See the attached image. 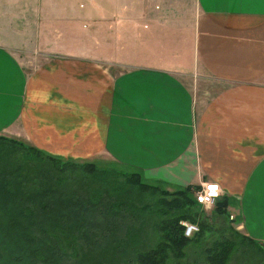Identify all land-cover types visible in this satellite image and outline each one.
I'll list each match as a JSON object with an SVG mask.
<instances>
[{
	"label": "crops",
	"instance_id": "0c3cea01",
	"mask_svg": "<svg viewBox=\"0 0 264 264\" xmlns=\"http://www.w3.org/2000/svg\"><path fill=\"white\" fill-rule=\"evenodd\" d=\"M107 1L0 0V132L164 187L216 182L264 246V0Z\"/></svg>",
	"mask_w": 264,
	"mask_h": 264
},
{
	"label": "trees",
	"instance_id": "16d2710c",
	"mask_svg": "<svg viewBox=\"0 0 264 264\" xmlns=\"http://www.w3.org/2000/svg\"><path fill=\"white\" fill-rule=\"evenodd\" d=\"M120 176L131 188L159 195L157 214L147 224L155 228L158 241L143 251L136 249L130 263L166 264L170 257L180 259L190 238L180 225L182 219L190 218L182 208L186 203L197 204L193 191L199 186L167 192L144 184L135 172L63 161L0 135V264H105V253L115 237L114 217L124 207L139 210L132 195L129 201L120 197L126 191L117 183ZM226 206L224 198L214 204L219 214L225 213ZM241 239L260 248L248 237L241 235ZM234 246L230 240L214 242L205 251L208 264H227Z\"/></svg>",
	"mask_w": 264,
	"mask_h": 264
},
{
	"label": "rangeland",
	"instance_id": "374dc122",
	"mask_svg": "<svg viewBox=\"0 0 264 264\" xmlns=\"http://www.w3.org/2000/svg\"><path fill=\"white\" fill-rule=\"evenodd\" d=\"M90 1L95 2L97 6H101L103 4L105 5L106 3H108L107 0H73V3L76 9L86 12L91 7ZM169 1L176 2L178 8L182 9L185 6H187L189 9L196 7L195 0H125V2H129L133 5H139L145 2L152 6L157 5L158 7L162 6V4L164 5ZM82 24H85V26L89 25L90 27L88 17H84V19L81 21V25ZM164 28H166L165 32L167 33L176 32V30L173 29L170 25L164 26ZM162 34H164V32ZM0 135L11 138L4 135V133L2 132H0ZM16 140L22 141L25 145L27 144L29 146L35 147L27 140ZM36 148L44 152V150L38 147ZM46 154L52 157L59 158L63 161H73L77 163L91 162L94 163L98 168L104 170H114L119 173L135 172L139 175L144 184L162 188L167 192H175L177 190H182L185 188L177 186L164 187L162 185H158L152 180H148L147 178H145L143 173L132 171L126 168L123 169L122 166H120L122 168H119V165H104L99 162L90 161L88 159L83 160L88 156H57L48 153ZM117 183L119 184L122 191L126 189V191H123L120 197L125 200L127 199L126 201H129L130 199H128L127 197H130V195H132V199L137 202L139 210L137 212H132L131 209H124V207L123 209H120L116 217H114L115 237L108 248L109 250L105 253L107 254V261L105 264H133L130 263V261L133 260L135 254L134 251L136 249L143 251L149 246L154 245L158 241V234L156 233L155 228H152L151 224L149 226L147 224L148 222H152L155 218V215L157 214V212L155 211V204L156 199H158L159 195L157 193H153V190L140 191L139 189H137V187L131 188L126 184L125 178H122L121 176L117 177ZM194 192L195 191H193V196ZM111 194L117 197L116 194ZM177 199L181 201L183 199V196L180 195ZM182 212L183 214L188 215L190 218L182 219L181 221H183L184 223L187 222L196 224L200 230L190 236L187 245L183 248L182 257L177 261L170 257L166 261V264H208L205 251L211 245H213L214 242L222 240H230L235 243L234 249L231 252L230 257L228 258L227 264H264V246L255 241L260 246V248L258 249L255 246L243 242V240L241 239V235L237 232V229H235V227L230 223L231 219L228 214H219L216 211L214 205H212L210 208H206L204 206H198L194 202L186 203L182 208ZM181 221L180 225H182ZM128 230L130 231V234L135 235L134 237L137 239H132L133 237L129 233H127ZM115 247H119L120 250L116 252L114 249ZM68 263L71 264L72 261Z\"/></svg>",
	"mask_w": 264,
	"mask_h": 264
},
{
	"label": "built area",
	"instance_id": "2783aa9c",
	"mask_svg": "<svg viewBox=\"0 0 264 264\" xmlns=\"http://www.w3.org/2000/svg\"><path fill=\"white\" fill-rule=\"evenodd\" d=\"M198 190L194 192V198L198 205L204 207H211L215 204L216 200L220 198L221 189L216 182H203ZM210 192H215L216 195H209ZM184 227V235L187 237L192 236L194 233L199 231V227L193 223H182Z\"/></svg>",
	"mask_w": 264,
	"mask_h": 264
},
{
	"label": "clouds",
	"instance_id": "9594fccd",
	"mask_svg": "<svg viewBox=\"0 0 264 264\" xmlns=\"http://www.w3.org/2000/svg\"><path fill=\"white\" fill-rule=\"evenodd\" d=\"M209 195H212V196H214V195H216V193L215 192H210L209 193ZM181 223H184L183 221H181Z\"/></svg>",
	"mask_w": 264,
	"mask_h": 264
}]
</instances>
